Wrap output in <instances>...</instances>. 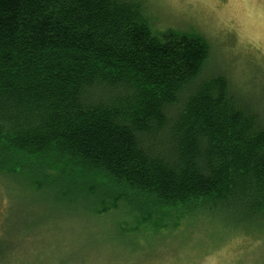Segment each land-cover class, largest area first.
Segmentation results:
<instances>
[{
  "label": "trees",
  "instance_id": "16d2710c",
  "mask_svg": "<svg viewBox=\"0 0 264 264\" xmlns=\"http://www.w3.org/2000/svg\"><path fill=\"white\" fill-rule=\"evenodd\" d=\"M210 58L143 0H0V264L264 236V120Z\"/></svg>",
  "mask_w": 264,
  "mask_h": 264
},
{
  "label": "rangeland",
  "instance_id": "374dc122",
  "mask_svg": "<svg viewBox=\"0 0 264 264\" xmlns=\"http://www.w3.org/2000/svg\"><path fill=\"white\" fill-rule=\"evenodd\" d=\"M143 1L155 30L203 35L211 46L208 74L224 75L264 120V0ZM162 238L154 251L132 257L127 252L106 255L92 247L81 259L96 261L100 255L98 264H264V236L258 232L228 234L217 224L203 223L185 225Z\"/></svg>",
  "mask_w": 264,
  "mask_h": 264
}]
</instances>
